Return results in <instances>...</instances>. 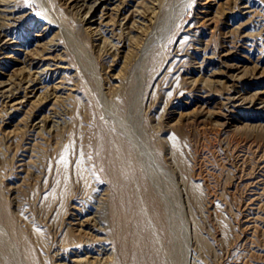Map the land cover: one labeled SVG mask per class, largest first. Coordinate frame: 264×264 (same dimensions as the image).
<instances>
[{"label":"rangeland","instance_id":"rangeland-1","mask_svg":"<svg viewBox=\"0 0 264 264\" xmlns=\"http://www.w3.org/2000/svg\"><path fill=\"white\" fill-rule=\"evenodd\" d=\"M11 2L20 20L0 35V264H150L132 203L149 211L143 186L180 231L193 229L194 264H264V0ZM105 133L129 141L138 170L123 157L119 177L108 174L95 153ZM91 241L106 252L86 250ZM175 243L164 264H186V239Z\"/></svg>","mask_w":264,"mask_h":264},{"label":"bare ground","instance_id":"bare-ground-1","mask_svg":"<svg viewBox=\"0 0 264 264\" xmlns=\"http://www.w3.org/2000/svg\"><path fill=\"white\" fill-rule=\"evenodd\" d=\"M12 0H5L4 7L2 8L3 12H1L0 17V35L4 34L3 28L5 27V24H15L20 20L18 15H11V11L14 7V4H11ZM42 1V0H41ZM43 5V4H42ZM129 13H126L124 17H130L128 15ZM134 15V13H133ZM49 21L51 23L57 24L58 21L53 20L52 18H49ZM58 25V24H57ZM44 58V57H43ZM29 64H35L32 62H29ZM24 77V76H23ZM24 78H26V82L28 84L34 85V78L29 77L26 75ZM158 75L155 76V78L152 80L149 86V90L151 89V84H153L152 90H154L158 85ZM157 79V81H156ZM34 88H32V91H34ZM12 87L7 89V92L3 93L4 96L8 98V100H11L15 97L13 95ZM231 99V98H230ZM39 121H42V117L39 116ZM38 121V122H39ZM41 123L39 122L38 125ZM42 126V125H41ZM101 129H104L103 126H100ZM108 136L104 138H99L96 142V149L95 153L96 156L102 160H104L103 167L108 170V174L112 176L114 179L118 178L119 175L116 174L117 168H120L121 161L123 157H127L128 161L131 162V165L134 166L137 169L136 164V151L133 149L129 141L124 138V136H120L118 134L111 135L108 133H105ZM172 151H173V146ZM79 162V161H78ZM76 163L80 171V175L83 177L85 181L89 180V173L86 171L85 168L81 167L80 162ZM70 167V165H69ZM59 172L62 181L64 182V185L62 187V192L67 191V185L69 182V175H68V162L65 158H61L59 161ZM191 190L193 197L196 199L199 196V185L196 183H190ZM144 193H145V201L146 205L149 206V211H145L141 205L140 200L136 197L133 200V205L136 208V214L140 221V226L136 228V231L138 234L143 238V244L146 248L147 255L149 257L150 264H164V252L166 254H171L175 249V238L179 239L181 237V234L183 235L184 239H186V244L188 248V253L186 254V264H194V258L193 253H189L190 249L192 248L194 244V235H193V229H189V224L185 221L183 226L186 228H182V231H180L181 222L180 220L170 211H168L166 207V203L162 200L160 195L155 192L154 188L150 186H143L142 187ZM122 196V195H121ZM118 208L120 210L121 215H123L124 219L129 214L130 210V204H127L123 197H118ZM143 204V202H142ZM190 210V206H189ZM79 216L80 211L78 212ZM76 213V215H78ZM79 216H77L79 218ZM95 219V215L92 216ZM91 217V218H92ZM121 217L119 218V220ZM81 220H78L79 222ZM88 224V223H87ZM175 226V227H174ZM90 227V224H89ZM126 226L123 227L125 229ZM91 228H96L92 227ZM186 233V234H185ZM96 240V239H94ZM98 242V240H96ZM96 241L88 242L86 250H93L98 254L105 253V247H102L101 245L97 244ZM86 244V243H85ZM124 244V243H123ZM122 244V245H123ZM164 256V258H163ZM99 256H96L98 258ZM99 258H102L101 256ZM131 264H143V260L136 259Z\"/></svg>","mask_w":264,"mask_h":264}]
</instances>
